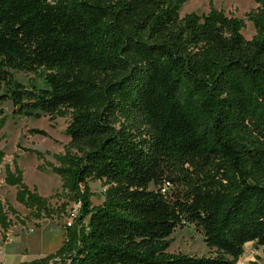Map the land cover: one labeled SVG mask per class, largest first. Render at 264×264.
<instances>
[{
	"label": "trees",
	"instance_id": "16d2710c",
	"mask_svg": "<svg viewBox=\"0 0 264 264\" xmlns=\"http://www.w3.org/2000/svg\"><path fill=\"white\" fill-rule=\"evenodd\" d=\"M187 1L0 0V102L70 117L61 153L25 149L66 201L28 187L13 159L3 181L28 213L0 201V238L9 215L24 225L77 206L54 252L18 264H236L248 242L264 264V0L245 14L250 39L213 7L180 16ZM89 181L105 187L96 206ZM188 224L210 255L168 251Z\"/></svg>",
	"mask_w": 264,
	"mask_h": 264
},
{
	"label": "rangeland",
	"instance_id": "374dc122",
	"mask_svg": "<svg viewBox=\"0 0 264 264\" xmlns=\"http://www.w3.org/2000/svg\"><path fill=\"white\" fill-rule=\"evenodd\" d=\"M213 7L222 10L227 16L244 20V27L241 30L246 39L254 35V29L250 22L246 21L245 14L256 8L253 0H189L185 2L179 15L194 12L198 15L205 14ZM15 79L22 85L42 87V81L33 74L15 72ZM4 89H0V94ZM0 117H4V124L0 130V151L3 154L0 163V201L2 204L12 206L20 218H24L28 210L15 201L14 186L4 183V166L8 164L12 167V160L15 159L18 167L23 172V182L28 186H35L38 193L43 197H48L52 205H60L66 201L62 181L48 167L43 166V161L38 160L34 154L26 152L25 149H36L42 153H61L69 142V137L65 134V128L70 120L69 116L47 115L38 119L14 113L10 101L0 102ZM30 129H39L46 132V136L31 133ZM47 161H53L50 155H45ZM90 191L93 192L91 204L96 206L103 200V190L100 181L88 182ZM152 188V185L150 186ZM76 205L69 202L66 212L60 216L43 218L40 220L29 219L24 225L15 223V217L9 215L13 224L6 232L4 239L0 238V247L4 255L0 256L2 264H18L43 257L54 252L61 244L64 234V226L70 221L69 214L75 211ZM1 234V230H0ZM170 253H186L195 256L210 255V249L206 247L203 237L193 225H183L176 227L169 237ZM262 247H257L254 242L244 245L243 254L236 264H251L260 262Z\"/></svg>",
	"mask_w": 264,
	"mask_h": 264
},
{
	"label": "built area",
	"instance_id": "2783aa9c",
	"mask_svg": "<svg viewBox=\"0 0 264 264\" xmlns=\"http://www.w3.org/2000/svg\"><path fill=\"white\" fill-rule=\"evenodd\" d=\"M77 207V206H76ZM2 255H4V251H3V249H1V247H0V256H2ZM0 264H2L1 262H0Z\"/></svg>",
	"mask_w": 264,
	"mask_h": 264
}]
</instances>
